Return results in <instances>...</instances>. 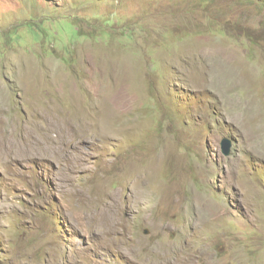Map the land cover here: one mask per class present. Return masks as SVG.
Here are the masks:
<instances>
[{"label": "rangeland", "instance_id": "obj_1", "mask_svg": "<svg viewBox=\"0 0 264 264\" xmlns=\"http://www.w3.org/2000/svg\"><path fill=\"white\" fill-rule=\"evenodd\" d=\"M0 264H264V0H0Z\"/></svg>", "mask_w": 264, "mask_h": 264}, {"label": "water", "instance_id": "obj_2", "mask_svg": "<svg viewBox=\"0 0 264 264\" xmlns=\"http://www.w3.org/2000/svg\"><path fill=\"white\" fill-rule=\"evenodd\" d=\"M223 153L227 155L229 153V143L223 142Z\"/></svg>", "mask_w": 264, "mask_h": 264}, {"label": "bare ground", "instance_id": "obj_3", "mask_svg": "<svg viewBox=\"0 0 264 264\" xmlns=\"http://www.w3.org/2000/svg\"><path fill=\"white\" fill-rule=\"evenodd\" d=\"M29 71V70H28ZM32 74V73H31ZM104 74V73H103ZM61 141V140H60Z\"/></svg>", "mask_w": 264, "mask_h": 264}]
</instances>
